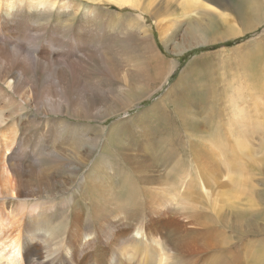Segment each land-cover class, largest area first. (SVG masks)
I'll return each mask as SVG.
<instances>
[{"label":"bare ground","instance_id":"bare-ground-1","mask_svg":"<svg viewBox=\"0 0 264 264\" xmlns=\"http://www.w3.org/2000/svg\"><path fill=\"white\" fill-rule=\"evenodd\" d=\"M111 1L136 6L152 14L166 50L180 53L198 45L195 43L201 33L199 21L192 23L186 35L174 33L169 21L152 7L151 1ZM183 1L202 7L207 15L217 12V15L231 16L229 2L222 7L221 0ZM254 1L256 7L261 6L259 0ZM80 7V4L59 3V0H0V199H3L0 200V264H168L166 244L181 240L185 229L177 225L173 239L165 235V207L159 213L162 217L154 222L157 225L154 235L151 236L144 225L135 227L132 224L144 210L137 197L139 191L135 189L131 177H125L124 170L119 172V180L125 177L120 191H115L114 169L104 162L94 164L90 159L88 151L102 149L99 148V133H88V126L82 122L75 126V123L57 119H50L48 126H42V134L29 135L21 129L25 123L32 126L40 115L68 112L81 119H91L99 106H112L117 90L103 82L89 85L91 75L95 77L89 60L93 58L97 64L107 62L122 68V78L126 80L129 74L124 68L134 57H122L123 53L114 48L117 43L124 45L129 42L135 54L142 53L141 60L146 70L141 78L145 83L165 81L176 65L171 62L169 69L170 61L155 44L152 33L143 27L142 17L110 13L103 16L96 7H90V11L85 8L80 10ZM73 25L74 31H70L69 38ZM59 32L61 37L57 41L56 33ZM91 42L93 46L89 47ZM112 52L118 56H112ZM203 67L202 56L192 59L164 97L169 100L184 128L193 127L196 131L199 126L186 116L185 111L189 109L187 105L199 109L203 107L201 102L205 93L201 87L195 90V94L199 95L198 102H191L189 96L192 84L199 83L198 74ZM106 70L110 75V69ZM139 84V80L127 83L124 91L137 88ZM163 103L156 102L144 112L155 113V107ZM13 105L20 110L11 113L8 108ZM119 111L121 108L111 110L105 116ZM24 117L26 120L22 123ZM233 119L242 121L239 116ZM204 122L207 123L203 124L204 129L211 126L209 117L204 118ZM122 123L123 127L108 132L106 140L129 150L124 155V161L130 165L129 173L138 175L180 156V150L175 145H161L163 140L173 136L159 139L162 147L155 151L148 152V148H144L139 153L128 149V144H122L123 139H119L120 134L124 136L126 132V139H130L137 132L132 130L133 126H142L135 118L130 121L131 127H128V122ZM244 127V132H247ZM142 130L144 133L145 130ZM247 136L238 141V149L243 147ZM206 162L200 177L210 175L207 167L212 165H209L208 159ZM223 170L229 171V163L222 170L218 167L217 172L220 174ZM219 174L211 173V176L216 179ZM149 180L153 181V177L149 176ZM198 186L201 192L210 191V187ZM142 194L147 197L146 205L149 199H154L150 193ZM194 216L195 219L201 218L203 223L211 221V225L191 230L190 238L181 240L173 248L175 256H171L172 264H198L200 258L212 250L217 236H221L223 242H218V245H223L224 249L218 255L214 250V255L208 254L207 264H264L263 248L256 250L252 247L255 242L263 243V239L248 238L245 245L235 244V249H232L234 246L229 245L230 238L226 235V230L230 228L240 241L244 240L245 232L247 236L256 233L257 212L237 216L234 224L222 217L220 226L216 225V218L210 219L206 214ZM202 231L207 234H201ZM195 237H200L199 243L193 239ZM240 249L244 251L243 255L237 252ZM250 252L252 255L247 260Z\"/></svg>","mask_w":264,"mask_h":264},{"label":"rangeland","instance_id":"rangeland-1","mask_svg":"<svg viewBox=\"0 0 264 264\" xmlns=\"http://www.w3.org/2000/svg\"><path fill=\"white\" fill-rule=\"evenodd\" d=\"M61 1L73 5L80 4V10L85 8L90 11V7H96L103 16L110 13L117 16L142 17L143 27L152 33L155 44L165 59L170 61L169 69L172 67L171 62L174 61L176 65L165 81L145 83L141 78L146 70V65L141 60L142 53L139 51L135 54L132 50L133 45L129 42L124 45L117 43L114 48L123 53L122 57L126 59L134 57L124 68L129 74L126 80L122 78V68L113 67L107 62L97 64L93 58L89 60L95 72V77L91 75L89 85L103 82L117 90L116 101L112 102V106L109 104L99 106V110L93 113L94 117L91 119L89 117L81 119L68 112H57L55 115H40L32 126L25 123L23 128L20 125L19 127L25 131V134H42L44 130L42 126H48L50 119H57L60 122L75 123V126L82 122L88 126V133H99V136L97 135L99 148L102 149L94 148L88 151L90 159L94 164L104 162L114 169L115 191H120L121 183L126 176L131 177L135 189L139 191L137 197L144 209L132 224L135 227L144 225L151 236L154 235L157 226L154 222L162 217L159 213L165 207L167 224L164 232L170 239H173L177 225L185 229V235L181 240L189 239L191 230L211 225L209 220L203 223L197 216L199 213L206 214L210 219L216 218L217 220L214 221L220 226L219 221L222 217H226L230 224H234L237 216L243 214L248 216L257 212L259 216L255 226L258 230L256 233L247 236L245 232L242 237L244 240L240 241L235 231L230 228L226 230V235L230 238L229 245L234 246L232 249H235V244L245 245L248 238L264 240V0H259L260 7L255 6L254 0H221L222 7L225 2H229L231 15L229 17L217 15V12L207 15L202 7L193 6L183 0H149L152 2V7L158 9L161 16L169 21L171 32L186 35L193 22H200L201 33L197 35L195 43L198 45H192L191 48H186L180 53L166 50L159 35L160 31L153 21V15L144 12L142 8L119 5L111 0H59V3ZM145 1L147 0H141L143 3H146ZM70 31H74V25L69 30V38ZM56 35L59 41L61 33ZM177 42L179 43L180 40ZM89 44V47L93 46V42ZM136 44L138 45L139 42L137 41ZM111 54L118 56L115 52ZM200 56L203 57L205 68L203 67L198 74L199 83L192 84L189 96L191 102H198L199 95L195 94V90L201 87L205 93L201 102L203 107L199 109L197 106L187 105L188 111L186 108L183 110H186V116L196 122L201 132L194 130L193 127L184 128L169 100L164 98L185 66L192 59ZM106 68L110 69V75ZM88 69L90 70L91 67ZM136 80L140 81L137 88L131 87L124 91L127 83H134ZM197 84L199 85L196 86ZM170 96L174 95L170 94ZM161 101L164 103L159 107ZM156 102L159 104L155 107V113L144 112ZM118 108H121V111L105 116L109 111ZM8 109L11 113L20 110L16 105ZM234 116H239L242 121L238 119L237 122L233 119ZM206 117L210 118L211 126L204 129L203 124H207L204 122ZM134 118L141 123L145 132L143 133L140 126L134 125L132 130L137 132L132 138L126 139V132L124 136L120 134L119 139H123L122 144H128L127 146L130 147L128 149L142 153L144 148H148L149 152L155 151L163 144L175 145L180 150V156L177 155L176 160H171L169 163L161 162L147 172L138 175L134 172L129 173L130 165L124 161V155L129 150L114 144L113 141H107L106 137L113 128L123 127L122 122L126 124L128 122V127H131L130 121ZM25 120V117L22 118V123ZM231 121L234 123L231 124ZM54 122L55 120L52 125ZM244 126L247 132H244ZM177 128L179 131H176ZM175 132L178 134L176 135ZM245 135L248 136L244 139L243 147L238 149V141H243ZM172 136L174 138L163 142L159 140ZM147 140H151L153 144ZM158 141L162 142V146ZM102 152L105 156H102ZM128 157L140 159L134 156ZM206 159L209 165H212L207 167L210 169V175L200 177V173L205 170ZM227 163H229V171L223 170L219 174L218 167L222 170ZM89 167L90 164L87 165V169ZM121 170L126 171V175L119 180ZM211 173L219 175L215 179ZM149 176L153 177V181L149 180ZM198 185L210 187L208 189L210 191L201 192ZM125 186L126 184L122 185V189ZM143 192L152 194L154 198L152 201L149 199L147 205L145 204L147 197L142 194ZM194 215L199 220L195 219ZM203 232L207 234L206 231H202L201 234ZM136 238H140V235H136ZM193 239H197L199 243L200 237ZM181 240L166 244L168 264L173 263L171 260V256H175L173 248ZM218 242H223L221 236L214 238L212 250L207 255H203L198 264H207L208 254L218 255L224 249V246L218 245ZM248 247L251 249V246ZM252 247L256 250L259 248L264 250V242L260 244L255 242ZM237 252L244 254L241 249ZM251 255V252L248 253L246 259Z\"/></svg>","mask_w":264,"mask_h":264},{"label":"crops","instance_id":"crops-1","mask_svg":"<svg viewBox=\"0 0 264 264\" xmlns=\"http://www.w3.org/2000/svg\"><path fill=\"white\" fill-rule=\"evenodd\" d=\"M218 1V0H217Z\"/></svg>","mask_w":264,"mask_h":264}]
</instances>
